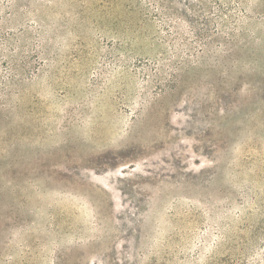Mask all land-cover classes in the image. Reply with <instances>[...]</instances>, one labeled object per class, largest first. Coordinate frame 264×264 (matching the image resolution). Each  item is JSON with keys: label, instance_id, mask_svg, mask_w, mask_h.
Segmentation results:
<instances>
[{"label": "rangeland", "instance_id": "obj_1", "mask_svg": "<svg viewBox=\"0 0 264 264\" xmlns=\"http://www.w3.org/2000/svg\"><path fill=\"white\" fill-rule=\"evenodd\" d=\"M0 264H264V0H0Z\"/></svg>", "mask_w": 264, "mask_h": 264}]
</instances>
